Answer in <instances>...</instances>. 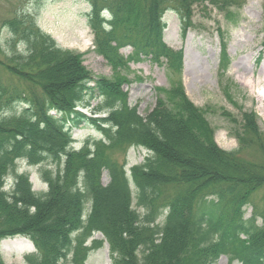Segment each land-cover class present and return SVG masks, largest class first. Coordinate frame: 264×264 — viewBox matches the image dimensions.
I'll list each match as a JSON object with an SVG mask.
<instances>
[{"label":"trees","instance_id":"1","mask_svg":"<svg viewBox=\"0 0 264 264\" xmlns=\"http://www.w3.org/2000/svg\"><path fill=\"white\" fill-rule=\"evenodd\" d=\"M88 2L95 51L114 72L92 87L81 56L60 48L33 14L13 8L0 22V242L28 238L34 252L27 264H84L103 243L87 245L94 233L108 243L111 264H216L221 256L229 264H264V132L244 113L234 130L238 147L219 148L185 96L182 49L164 41L167 11L178 15L184 39L196 7L229 13L245 0ZM124 48L131 49L127 57ZM142 58L177 77L164 92L168 101L157 100L144 117L129 106L121 74ZM227 64L221 39L220 65ZM95 98L104 117L80 111ZM82 122L102 138L75 149L72 129ZM131 147L148 154L128 175ZM19 162L58 166L41 170L46 192L17 173Z\"/></svg>","mask_w":264,"mask_h":264},{"label":"rangeland","instance_id":"2","mask_svg":"<svg viewBox=\"0 0 264 264\" xmlns=\"http://www.w3.org/2000/svg\"><path fill=\"white\" fill-rule=\"evenodd\" d=\"M264 0H245L241 8H232L229 13L220 12L207 6L196 7L193 26L184 39L180 35V20L173 11L163 16L166 23L165 43L176 50L183 51V69L180 81L186 98L199 110L214 131V141L225 151L238 147L234 130L238 129L241 116L253 113L257 124L264 132ZM16 8L35 16L42 32L55 40L60 48L81 56L84 66L94 81L99 78L113 77V70L97 54L93 34L87 23L90 12L88 0H0V22L7 12ZM1 30V29H0ZM3 35V33L1 32ZM2 36L1 43L3 42ZM221 39L226 44L228 64L221 67ZM131 53L130 48L121 50L125 57ZM126 83L123 90L128 95V104L137 107L141 116H146L155 106L157 100L168 101L164 95L171 87V81L177 79L165 66H158L148 59L130 62L128 70L121 73ZM100 98L90 101L87 108H80L82 114L89 118L105 116L97 111ZM172 105V103H171ZM73 147L80 149L87 139L100 140L101 134L92 124L81 123L72 129ZM147 151L143 148H129L126 152V170L141 164ZM247 155H250L247 153ZM119 160H121V157ZM56 171L53 162L31 166L25 162L17 164V173H27L35 192H46L47 185L41 177V170ZM6 188L12 183L8 177ZM103 183H108L107 175ZM132 190L134 191V187ZM134 193V192H133ZM133 208L136 207L134 196ZM252 209H246L245 219L251 216ZM164 221L160 218L158 222ZM260 222L258 221V224ZM103 241L100 248L89 252L84 264H111L108 243L100 233H94L88 240ZM34 252L33 244L21 236L7 238L0 242V257L5 264H27L25 257ZM63 264H70L69 261ZM216 264H229L226 256H221ZM232 264H241L234 261Z\"/></svg>","mask_w":264,"mask_h":264},{"label":"bare ground","instance_id":"3","mask_svg":"<svg viewBox=\"0 0 264 264\" xmlns=\"http://www.w3.org/2000/svg\"><path fill=\"white\" fill-rule=\"evenodd\" d=\"M262 95H264V92L262 93Z\"/></svg>","mask_w":264,"mask_h":264}]
</instances>
